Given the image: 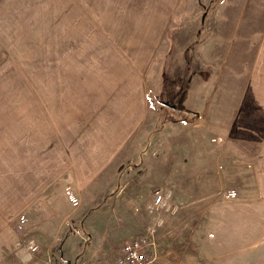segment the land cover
I'll return each mask as SVG.
<instances>
[{
    "label": "rangeland",
    "instance_id": "1",
    "mask_svg": "<svg viewBox=\"0 0 264 264\" xmlns=\"http://www.w3.org/2000/svg\"><path fill=\"white\" fill-rule=\"evenodd\" d=\"M166 3L175 7V0ZM159 5L158 0H0V96L9 101L21 95L23 149L27 145L33 160L37 156L46 164L50 120L39 99L53 105L56 125L62 124L64 107L72 123L79 104L87 111L81 81L90 83L94 95L95 69L117 62L105 46L112 28L141 11L153 15ZM171 14L147 75L145 128L120 153L108 184L96 183L103 197L88 202L86 215L72 216L73 229L58 233L61 239L51 244L24 229L23 257L14 264L110 261L113 250L139 235L150 238L159 264H264V135L240 140L231 119L238 105L225 102L227 90L237 89L239 51L264 38L259 29L264 0H180ZM2 106L9 123L15 103L0 105V111ZM26 155L19 152L18 161ZM6 171L19 178L32 174L25 168L13 174L9 166ZM33 174L46 175L47 169ZM41 218L39 212L37 222ZM55 234L48 232L50 240ZM29 238L35 247L28 250Z\"/></svg>",
    "mask_w": 264,
    "mask_h": 264
},
{
    "label": "crops",
    "instance_id": "2",
    "mask_svg": "<svg viewBox=\"0 0 264 264\" xmlns=\"http://www.w3.org/2000/svg\"><path fill=\"white\" fill-rule=\"evenodd\" d=\"M158 1L161 9L157 13L146 15L141 11V16L134 13L125 24L121 21L112 28L110 40L105 46L116 53L117 62L95 69L94 95H89V82L82 80L79 85V95L84 96L87 111L79 104L71 123L69 109L64 107L60 117L62 124L56 125L53 105L47 106L48 99H39L50 120L43 153L46 164L44 161L39 163L37 156L33 160L27 145L23 149L21 95L9 96V101L8 97L0 96V105L14 101L16 110L9 123L8 113L4 110L6 106H2L4 113H0V152L4 153L3 163L0 161V264H14L23 257L21 234L24 229L29 228L35 238L49 244L57 240L58 233L67 231L70 226L73 229L75 224L71 217L86 215L88 202L103 197L104 190H98L96 183L108 184L114 169L119 167L117 161L120 153L145 128L147 75L159 41L163 38L165 27L162 25L172 19V10L180 2L175 0L174 7L169 6L167 0ZM257 22L263 23L262 19H256ZM259 29L264 27L260 26ZM260 39L259 46H244L246 49L239 51L240 76L235 78L237 89L227 90L232 83L225 86L229 96V101L225 102L238 105L237 115L231 119L238 125L235 127L242 141L247 136L264 135V38ZM224 80L230 81L228 78ZM87 104L93 106L88 107ZM228 112L229 117V106ZM12 122L14 126H11ZM55 127L61 131H56ZM28 133L31 134L30 131ZM10 136L14 143L7 139ZM19 152L27 154L24 161H18ZM7 160H11L9 165L6 164ZM7 166L14 169L13 174H17L19 168L29 169L32 174L20 178L8 176ZM35 169H47V174L35 177ZM39 212L43 215L42 222L36 220ZM52 230L56 234L50 240L48 232ZM70 235H66L65 239ZM74 236L78 237L76 234ZM115 253L113 250L110 256L113 258Z\"/></svg>",
    "mask_w": 264,
    "mask_h": 264
},
{
    "label": "built area",
    "instance_id": "3",
    "mask_svg": "<svg viewBox=\"0 0 264 264\" xmlns=\"http://www.w3.org/2000/svg\"><path fill=\"white\" fill-rule=\"evenodd\" d=\"M160 201L161 196L158 195L156 203ZM152 244V241L146 235L135 236L119 245L112 260H96L92 264H159L151 250ZM25 245L28 250L33 249L35 247L34 239H27Z\"/></svg>",
    "mask_w": 264,
    "mask_h": 264
},
{
    "label": "water",
    "instance_id": "4",
    "mask_svg": "<svg viewBox=\"0 0 264 264\" xmlns=\"http://www.w3.org/2000/svg\"><path fill=\"white\" fill-rule=\"evenodd\" d=\"M203 17H204V16H202V20H203ZM163 104H165V105H168V106H171V107L175 108V105H174V104H170V103H169V102H167V101H164V102H163Z\"/></svg>",
    "mask_w": 264,
    "mask_h": 264
}]
</instances>
